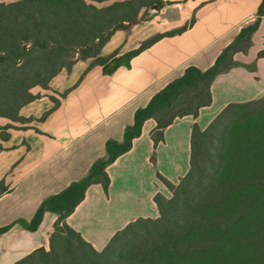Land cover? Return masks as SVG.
<instances>
[{
    "label": "trees",
    "instance_id": "trees-1",
    "mask_svg": "<svg viewBox=\"0 0 264 264\" xmlns=\"http://www.w3.org/2000/svg\"><path fill=\"white\" fill-rule=\"evenodd\" d=\"M163 3L0 0V116L23 121L21 107L38 96L32 88H48L54 76L70 70L77 60L91 58L90 67L100 65L111 74L119 66H129L132 56L157 39L179 33L194 22L193 17L184 27L158 34L130 52L101 55L115 31H129L142 19L144 8ZM263 14L264 0L257 18L240 29L209 68L188 66L135 111L122 140L105 142V155L93 162L83 178L46 197L31 220L15 222L35 231L46 211L57 215L48 248L38 247L12 264H264V133L258 137L255 131L247 132L235 144L231 141L237 125L264 111V96L228 104L205 129L193 125L188 172L178 184L157 173L172 194L169 198L155 194L158 217L129 222L101 251L66 223L89 186L100 184L107 192V167L131 149L145 120L156 121L151 134L156 145L175 118H196L201 107L211 104L213 79L235 65L237 52L247 51ZM259 56H264V50ZM51 99L59 104L57 98ZM5 128L0 126L3 138L8 137ZM7 191L9 187L0 180V196ZM15 223L0 227V235Z\"/></svg>",
    "mask_w": 264,
    "mask_h": 264
},
{
    "label": "crops",
    "instance_id": "crops-1",
    "mask_svg": "<svg viewBox=\"0 0 264 264\" xmlns=\"http://www.w3.org/2000/svg\"><path fill=\"white\" fill-rule=\"evenodd\" d=\"M261 2L164 0L155 16L129 31H115L101 55L130 52L158 34L184 27L193 17L194 22L179 33L157 39L132 56L129 66H119L111 74L100 65L90 67L91 58L80 59L70 70L54 76L48 88L33 87L32 93L38 96L21 107L23 121L0 116V126L8 134L3 138L0 132V180L9 187L0 196V227L31 220L46 197L83 178L93 162L105 155L108 139L122 140L138 108L188 66L209 68L240 29L257 18ZM262 50L264 14L247 51L237 52L235 65L213 79L211 104L201 107L196 118H175L156 145L151 137L156 121L145 120L131 149L107 167V192L100 184L89 186L66 223L101 251L129 222L158 217L155 194L167 198L172 194L157 173L173 184L185 176L190 168L193 125L205 129L228 104L264 96ZM51 96L59 100L58 105ZM56 218L46 211L35 231L13 224L0 235V264H12L38 247L48 248Z\"/></svg>",
    "mask_w": 264,
    "mask_h": 264
},
{
    "label": "rangeland",
    "instance_id": "rangeland-1",
    "mask_svg": "<svg viewBox=\"0 0 264 264\" xmlns=\"http://www.w3.org/2000/svg\"><path fill=\"white\" fill-rule=\"evenodd\" d=\"M105 4H107V3H104V5ZM141 13H144V15L138 23L144 22L145 20L155 16L158 12L150 15L147 12V8H144ZM263 114H264V111L262 113H260L259 115L250 119L248 122H243V123L237 125L235 127V131L232 132V136H231V141L233 142V144H235L236 141H239L240 139L243 138V136L241 137V134L244 135L247 132L255 131V132H257L256 135L258 137L263 136V133H264V115Z\"/></svg>",
    "mask_w": 264,
    "mask_h": 264
},
{
    "label": "water",
    "instance_id": "water-1",
    "mask_svg": "<svg viewBox=\"0 0 264 264\" xmlns=\"http://www.w3.org/2000/svg\"><path fill=\"white\" fill-rule=\"evenodd\" d=\"M158 11H159V7H158L156 4L151 5V6H149V7L147 8V12H148L150 15H152V14L158 12Z\"/></svg>",
    "mask_w": 264,
    "mask_h": 264
}]
</instances>
